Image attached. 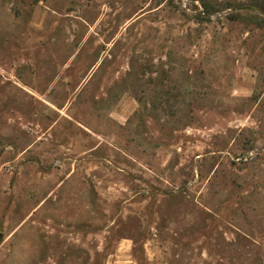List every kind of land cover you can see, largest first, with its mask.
<instances>
[{
    "label": "rangeland",
    "instance_id": "rangeland-1",
    "mask_svg": "<svg viewBox=\"0 0 264 264\" xmlns=\"http://www.w3.org/2000/svg\"><path fill=\"white\" fill-rule=\"evenodd\" d=\"M0 264H264V0H0Z\"/></svg>",
    "mask_w": 264,
    "mask_h": 264
}]
</instances>
